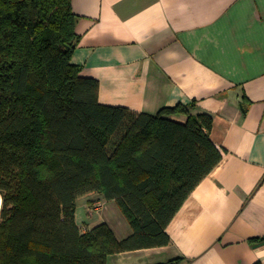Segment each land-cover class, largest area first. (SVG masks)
<instances>
[{
	"label": "trees",
	"instance_id": "16d2710c",
	"mask_svg": "<svg viewBox=\"0 0 264 264\" xmlns=\"http://www.w3.org/2000/svg\"><path fill=\"white\" fill-rule=\"evenodd\" d=\"M78 20L72 0H0V264H107L166 247L223 159L195 102L155 115L102 105L99 81L72 61ZM95 194L117 204L129 237L106 223L82 232L78 200Z\"/></svg>",
	"mask_w": 264,
	"mask_h": 264
},
{
	"label": "crops",
	"instance_id": "0c3cea01",
	"mask_svg": "<svg viewBox=\"0 0 264 264\" xmlns=\"http://www.w3.org/2000/svg\"><path fill=\"white\" fill-rule=\"evenodd\" d=\"M72 1V61L99 81V102L151 115L195 102L223 154L167 227L170 245L107 264H264V0ZM90 204L100 206L92 217ZM76 221L82 232L106 223L118 240L132 234L99 194L78 200Z\"/></svg>",
	"mask_w": 264,
	"mask_h": 264
},
{
	"label": "rangeland",
	"instance_id": "374dc122",
	"mask_svg": "<svg viewBox=\"0 0 264 264\" xmlns=\"http://www.w3.org/2000/svg\"><path fill=\"white\" fill-rule=\"evenodd\" d=\"M2 202H3V198H2ZM2 202H1V207H2ZM94 202L95 201L93 200L92 203L94 204ZM90 206L91 207L88 208V210H87L88 212L87 213H88L89 217H92V215L97 212V208H99L100 206H98V207L96 206V208H95V206H92V204H90ZM0 211H1V208H0Z\"/></svg>",
	"mask_w": 264,
	"mask_h": 264
},
{
	"label": "bare ground",
	"instance_id": "6f19581e",
	"mask_svg": "<svg viewBox=\"0 0 264 264\" xmlns=\"http://www.w3.org/2000/svg\"><path fill=\"white\" fill-rule=\"evenodd\" d=\"M2 196L0 195V208H1Z\"/></svg>",
	"mask_w": 264,
	"mask_h": 264
}]
</instances>
